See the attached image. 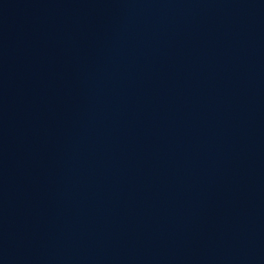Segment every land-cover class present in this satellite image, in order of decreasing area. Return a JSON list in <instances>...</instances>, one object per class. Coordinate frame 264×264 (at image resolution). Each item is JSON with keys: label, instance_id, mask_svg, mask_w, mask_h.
<instances>
[{"label": "water", "instance_id": "95a60500", "mask_svg": "<svg viewBox=\"0 0 264 264\" xmlns=\"http://www.w3.org/2000/svg\"><path fill=\"white\" fill-rule=\"evenodd\" d=\"M0 264H264V0H0Z\"/></svg>", "mask_w": 264, "mask_h": 264}]
</instances>
